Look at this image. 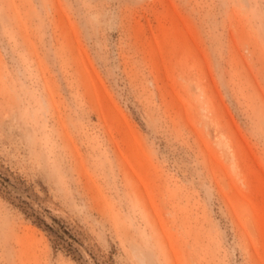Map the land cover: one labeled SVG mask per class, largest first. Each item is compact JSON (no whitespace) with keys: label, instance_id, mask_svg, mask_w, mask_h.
Wrapping results in <instances>:
<instances>
[{"label":"rangeland","instance_id":"obj_1","mask_svg":"<svg viewBox=\"0 0 264 264\" xmlns=\"http://www.w3.org/2000/svg\"><path fill=\"white\" fill-rule=\"evenodd\" d=\"M0 264H264V0H0Z\"/></svg>","mask_w":264,"mask_h":264}]
</instances>
